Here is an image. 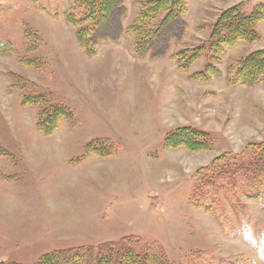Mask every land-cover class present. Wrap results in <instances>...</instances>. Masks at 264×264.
<instances>
[{"label": "rangeland", "instance_id": "1", "mask_svg": "<svg viewBox=\"0 0 264 264\" xmlns=\"http://www.w3.org/2000/svg\"><path fill=\"white\" fill-rule=\"evenodd\" d=\"M146 1L122 0L93 35L91 57L66 23L86 14L75 0H0V263L35 264L51 252L134 237L135 252L161 250L168 264H264L237 236L233 206L241 203L257 240L264 186L260 200L240 183L211 193L206 203L215 210L219 199V214L191 199L204 168L218 158L217 168L248 162L264 142V89L232 80L242 59L264 50V21L255 42L202 57L186 72L176 60L208 42L224 11L250 14L264 0H182L183 26L166 25L140 57L125 31ZM208 64L219 74L196 79ZM55 104L72 117L45 136L37 124ZM181 127L207 134L213 147H166ZM104 140L114 145L107 150Z\"/></svg>", "mask_w": 264, "mask_h": 264}, {"label": "trees", "instance_id": "2", "mask_svg": "<svg viewBox=\"0 0 264 264\" xmlns=\"http://www.w3.org/2000/svg\"><path fill=\"white\" fill-rule=\"evenodd\" d=\"M75 1L80 9L86 11V14L79 18V21H76L72 14H69L66 17V23L68 26L77 29L75 35L77 42L85 54L92 57L95 55L93 35L97 28L109 19H107L108 16L115 11L123 10L122 0ZM183 4L182 0H149L140 3L134 21L125 31L134 39V52L137 56L147 55L150 46L157 41L160 31L166 25L178 22L183 26V21L180 20L186 12ZM121 12L124 14V11ZM159 17L162 19L157 26H148L149 22ZM262 21H264V4L256 6L250 14L241 12L240 6H234L224 11L214 24L208 42L176 55L179 71L186 72L200 58L211 55L219 56L223 54L226 48L233 47L238 43L257 41L259 36L256 26ZM5 46V43H0V49L5 48ZM218 74L219 72L208 64L195 75V78L204 81ZM232 80L242 86H261L264 89V50L253 52L242 59L233 74ZM51 110L52 113L43 116V118L41 116L37 124L39 131L45 136H51L61 120L72 117L71 110L65 105L55 104ZM207 137L208 135L203 132L189 127H181L167 134L165 144L169 148L185 147L186 149L201 151L213 147V142ZM101 142H104L107 150L110 145H114L110 140ZM221 160L218 158L211 167L203 169L208 176L201 177L192 191L191 199L195 205L209 214L221 213L219 199L215 210L206 202L210 199L211 193L224 187L237 190V183L246 186L248 189L250 187L255 189L256 192L251 194V199L260 200L261 195L258 190L264 186V142L254 145L252 159L248 162L229 166L223 165L222 168H217L218 165L214 167V164H219ZM238 202L233 203L240 220L237 236H240V239L246 244L255 247L259 256L264 260V229L258 239H254L253 233L245 222L244 208ZM133 239L136 244H132L130 239H122L118 242L100 244L96 247H80L51 252L41 257L35 264H168L161 250L154 255H150L149 252H135V246L139 239L134 237Z\"/></svg>", "mask_w": 264, "mask_h": 264}]
</instances>
